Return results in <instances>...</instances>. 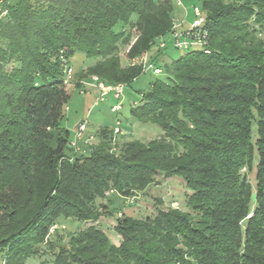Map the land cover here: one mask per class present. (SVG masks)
<instances>
[{
  "label": "trees",
  "instance_id": "1",
  "mask_svg": "<svg viewBox=\"0 0 264 264\" xmlns=\"http://www.w3.org/2000/svg\"><path fill=\"white\" fill-rule=\"evenodd\" d=\"M200 2L203 22L177 30L172 0H0L1 264H26L43 243L53 250L59 219L100 216L113 217L114 241L88 224L40 264H264V0ZM133 16L129 58L175 33L201 44L127 94L126 118L158 136L114 151L107 130L74 151L60 123L73 92L67 59L81 52L94 59L88 75L133 89L139 68L116 54L130 37L118 26ZM159 174L183 181L188 210L115 216L98 201L134 196Z\"/></svg>",
  "mask_w": 264,
  "mask_h": 264
},
{
  "label": "rangeland",
  "instance_id": "2",
  "mask_svg": "<svg viewBox=\"0 0 264 264\" xmlns=\"http://www.w3.org/2000/svg\"><path fill=\"white\" fill-rule=\"evenodd\" d=\"M173 5L171 12L172 26L177 30L191 27V23L196 18L192 12V6L196 5L200 8V0H181V6L175 3ZM200 12L203 21L204 14L201 10ZM135 19V16H133L129 24H126V26H118L124 30L125 34L130 35V37L126 43H119L116 51L121 66L132 65L139 68L141 74L136 80H133L134 82L131 84V86L135 85L133 88L134 90L127 87L124 83L112 85L100 81L95 75H88L86 72L87 67L94 62V59L86 58L81 52H75L67 59V63L71 68V73L69 77L65 78V81L68 84V88L72 89L73 92L70 94L68 102L63 109V117L60 123L61 126H65L72 131V141L75 142L77 139L76 143H78L79 148H83L84 151L89 150L90 146H96L98 141H100L99 135L107 130H112L113 135L115 134L116 146L115 149H111H114V151H118L123 141L138 139L145 142L158 136L160 129L157 126L150 123H134L133 120L126 118L129 107L126 102L127 94H129L130 91L132 93L142 92V89H147L155 78L165 79L163 66L169 63L171 59L169 55L174 56L188 49L189 46H199L201 44L199 41L190 42L183 37L173 38L171 34L163 39L164 41L160 39L156 41L155 44L150 46L147 53H133L129 58L127 57V52L132 46L136 36V31L134 27L131 26ZM260 37L264 40V29L261 31ZM176 40H178L177 42L180 44H176ZM149 54H151V60L148 57ZM94 77H96L97 80H94ZM77 81H79L80 85L78 90L74 88V83ZM96 81H100L106 89H108L102 101L96 100V97L99 96V88L97 87ZM85 85H93L98 88V94L96 96H91V94L84 89ZM115 85L122 86L119 99L115 98L112 93L113 91L110 90ZM118 101H121L120 108L112 111L111 107ZM78 133L79 137L77 138ZM79 148L78 146H73L74 151H77ZM253 177L254 173L249 172L248 178L251 182H253ZM187 194H189V190L178 177H165L159 174L155 176L154 182L148 185L143 191L137 192L134 196L122 198L116 193L111 192L107 194L106 198L98 201L105 203L107 208L110 209L115 216L125 214L143 218L147 215H154L156 209H166L167 207H178L184 211L188 210L185 206ZM93 223H96L99 228L104 230L112 241L115 240L113 217L108 218L100 216L96 222H83L72 218L59 219L51 227L48 237V240L54 243L53 250L47 248V243L41 244V250L36 255L28 257L26 264H40L41 261L50 263L52 260V252L56 250L58 243H66L69 239V235ZM54 229H56V231H54ZM1 262L2 254L0 253V264Z\"/></svg>",
  "mask_w": 264,
  "mask_h": 264
},
{
  "label": "built area",
  "instance_id": "3",
  "mask_svg": "<svg viewBox=\"0 0 264 264\" xmlns=\"http://www.w3.org/2000/svg\"><path fill=\"white\" fill-rule=\"evenodd\" d=\"M172 1H174V3L176 4V5H179V6H181V0H172ZM192 12H193V14L196 16V18L193 20V22L191 23L192 25H191V27H195V26H199L203 21H202V18H201V16H200V8L199 7H197L196 5H193L192 6ZM175 37H177V38H179V34L178 33H175V35H174ZM178 40H176L175 41V43L176 44H180L179 42H177ZM185 46V45H184ZM70 73H71V68L70 67H66L65 69H64V79L66 78V77H69V75H70ZM94 80H97V78L96 77H94L93 78ZM96 84H97V87L99 88V96L98 97H96V100H103L104 99V96L107 94V91H108V89H106V87L100 82V81H96ZM111 91H113L112 93H113V95H114V97L115 98H120V95H121V92H122V86L121 85H115V86H113L111 89H110ZM120 108V101H118L116 104H114L112 107H111V110L112 111H115V110H117V109H119ZM83 128V127H82ZM79 137V133H78V135H77V138ZM77 140V139H76ZM75 140V142H73L72 141V146H76V141Z\"/></svg>",
  "mask_w": 264,
  "mask_h": 264
},
{
  "label": "crops",
  "instance_id": "4",
  "mask_svg": "<svg viewBox=\"0 0 264 264\" xmlns=\"http://www.w3.org/2000/svg\"><path fill=\"white\" fill-rule=\"evenodd\" d=\"M84 89L91 94V96H96L98 94V88L94 87L93 85L84 86ZM110 95V94H109ZM111 97V95H110ZM112 98V97H111ZM113 104V103H112Z\"/></svg>",
  "mask_w": 264,
  "mask_h": 264
}]
</instances>
